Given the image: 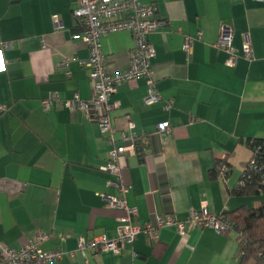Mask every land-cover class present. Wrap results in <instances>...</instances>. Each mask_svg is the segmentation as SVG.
I'll return each mask as SVG.
<instances>
[{"label": "crops", "instance_id": "0c3cea01", "mask_svg": "<svg viewBox=\"0 0 264 264\" xmlns=\"http://www.w3.org/2000/svg\"><path fill=\"white\" fill-rule=\"evenodd\" d=\"M154 3L165 24L149 34L155 49L152 68L162 99L145 105L143 77L124 82L111 97L120 102L114 122L128 116L146 132L143 151L126 154L121 177L130 186L127 201L138 209L133 223L143 227L157 214L185 221L202 202L210 212L258 209L264 193L234 192L252 156L247 140L264 138V0H141ZM78 0H0V242L19 248L25 239L45 238L44 250L59 249L52 264H264L242 262L244 240L235 229L217 233L190 227L180 233L163 225L157 240L140 232L119 253L90 249L82 256L78 238L119 236L123 210L107 204L119 189L115 176L101 169L108 144L96 123L62 100L89 99L92 86L84 62L89 48L72 10ZM223 26L242 53L245 34L254 59L240 57L233 67L214 46ZM190 54L184 36H197ZM132 34L102 37L111 72L127 66ZM68 59L67 68L59 66ZM69 71V75H67ZM45 108L43 100L50 94ZM171 106L165 108L167 101ZM162 121L169 132H157ZM219 160L228 163L225 180L212 178ZM103 194L104 196H102Z\"/></svg>", "mask_w": 264, "mask_h": 264}, {"label": "built area", "instance_id": "2783aa9c", "mask_svg": "<svg viewBox=\"0 0 264 264\" xmlns=\"http://www.w3.org/2000/svg\"><path fill=\"white\" fill-rule=\"evenodd\" d=\"M72 16L82 27V31L77 36L90 51L84 64L88 68L92 94L86 100L75 94L72 99L62 100V103L71 110L83 111L91 121L98 125L108 144L107 160L101 169L115 176V180H110L109 184L119 189L118 196L107 197V204L123 210V215L118 218L120 230L117 238L108 239L106 236H101L88 240L79 237L77 251L85 257L93 248L119 253L126 244H131L140 232H144L151 240H157L159 229L163 225H175L180 233H184L190 227H210L217 233H228L234 230V222L231 219L223 213L208 211L205 202H202L199 210L191 209L185 221H177L172 216L157 214L154 222H148L143 227L133 223L138 209L127 201L130 186L123 182L120 171L123 157L128 153H134L137 144L147 143L146 132L138 133L135 123L128 116H124L122 126L117 125L114 122V113L119 110L120 102L111 97L124 82L143 77L148 86V93L143 103L150 105L162 99L156 89V78L151 63L155 56V49L148 37L150 33L162 27L165 20L157 16V7L154 3H143L141 0H78L77 7L72 10ZM120 31H128L132 34L134 47L129 52L127 66L119 71L111 72L103 52L102 37ZM200 38V32L197 36H184L183 50L187 55L190 54L192 43ZM232 38V29L223 26L214 44L216 48L227 54L226 65L235 66L240 57L248 61L253 60V47L249 35L244 36L241 54L232 45ZM9 47V42L1 43L0 54ZM68 63V59H63L59 66L67 68ZM58 99L59 96L56 93L50 94L43 100V105L48 108L50 100ZM170 106L171 101L168 100L165 108ZM5 110L6 107L0 105V111ZM156 130L157 132H169V122L158 123ZM252 164H254L253 160ZM228 170V167L223 164L220 167L219 177L225 180ZM44 238L45 235L35 239H25L19 248H12L0 242V264H52L62 258L63 252L59 249L40 248L39 242ZM262 255L264 253L260 252L259 256Z\"/></svg>", "mask_w": 264, "mask_h": 264}, {"label": "trees", "instance_id": "16d2710c", "mask_svg": "<svg viewBox=\"0 0 264 264\" xmlns=\"http://www.w3.org/2000/svg\"><path fill=\"white\" fill-rule=\"evenodd\" d=\"M247 145L252 156L234 192L238 195H257L264 193V138L249 139ZM141 147V144H137V151H143ZM223 164L229 167L226 160H219L215 163L214 168L210 170L212 178L219 176L220 167ZM224 215L234 222L235 230L240 232L244 240L242 262L257 259L258 262L264 263V255L259 256L260 252L264 253V201L258 209L240 207Z\"/></svg>", "mask_w": 264, "mask_h": 264}]
</instances>
